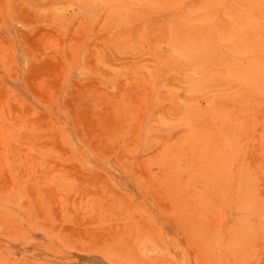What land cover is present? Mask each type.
Instances as JSON below:
<instances>
[{
  "label": "rangeland",
  "instance_id": "1",
  "mask_svg": "<svg viewBox=\"0 0 264 264\" xmlns=\"http://www.w3.org/2000/svg\"><path fill=\"white\" fill-rule=\"evenodd\" d=\"M0 264H264V0H0Z\"/></svg>",
  "mask_w": 264,
  "mask_h": 264
}]
</instances>
